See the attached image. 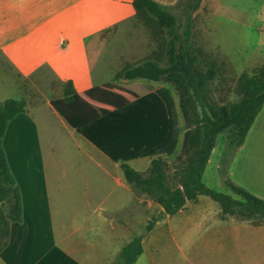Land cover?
<instances>
[{
    "label": "crops",
    "instance_id": "crops-1",
    "mask_svg": "<svg viewBox=\"0 0 264 264\" xmlns=\"http://www.w3.org/2000/svg\"><path fill=\"white\" fill-rule=\"evenodd\" d=\"M156 1L173 6L178 0ZM119 36L126 46L114 48L113 43L118 41ZM128 38L130 40L127 41ZM131 47L133 51H130ZM151 53L146 55V28L136 18L133 0H0V102L6 99H25L28 104V111L20 113L9 123L3 143L9 166L22 195L23 216L21 222L10 225L8 243L0 252V264H115L121 249L136 236L127 230H122L128 234L129 239L121 246V249H116L113 255L107 246L103 248L101 244L104 233L102 200L99 202L101 212L98 215L94 213L95 218L98 217V226L93 224L87 227L86 221L89 219L83 223H77L76 214L63 213L59 216L54 214L51 208L54 202L48 185L45 183L44 188L39 191L35 184L25 178L26 170L21 164V158H16L17 155L7 149L5 139L11 127L18 130L22 126L29 125L34 135L33 140L38 142L39 125L43 124L39 120L42 119L40 110L43 107H48L53 115L57 114L55 118L60 121V124L69 125L76 132L70 125L68 117L64 114L62 116L52 105L53 100L62 97L64 84L72 82L76 91V104L72 107H77L78 98L82 96L83 101L86 102V95L92 94L94 88L128 81H113V77L124 66L139 64ZM105 76H111L112 82L104 81ZM139 80L145 79L135 81ZM150 82H161L170 86L161 85L154 88L149 82L141 81L143 89L148 90L147 93L161 87H168L172 90L178 105L174 87L171 84L164 81ZM56 88L60 95L54 98L52 96ZM13 91L20 92L23 97H12L10 94ZM120 95L127 99L126 95ZM98 114L93 112L89 116L96 119ZM257 123L258 126H255ZM253 126L257 127V130L264 127V107L256 117ZM240 147L232 156L230 164L235 162L236 156L242 151ZM256 147L258 148L252 151V154L261 162L264 150L259 143ZM215 149L214 147L211 155ZM223 150H220L219 159L215 162L217 171L223 165ZM36 153L40 156L42 152ZM241 153L244 158L249 156L246 150ZM145 159L151 162L150 159ZM210 162L211 156L208 163ZM259 168L262 169L261 166L257 167ZM41 170L45 175V167ZM115 180L118 184L117 176ZM125 183L127 186L122 185L124 190L131 188L126 181ZM89 201L84 198L82 203L88 205ZM201 204L203 199L198 198L196 203H187L173 216L163 214V209L159 206L161 215L156 222L157 225L151 229L149 237H143V252L134 264H137L141 258L147 262L155 261L156 255L164 250L167 238L175 236L172 230L174 219L179 215H191L199 209L197 207ZM114 215L117 221V237L123 238V234H119L118 229L120 227L118 212H114ZM92 216L90 215V219ZM220 216L219 207V211L211 219L213 223L207 228V235L217 232L221 237L228 238L227 244L204 245L205 256L203 257L198 254L200 248L197 242L189 244L187 241L182 244L177 237L174 238L178 250L182 253H184L182 249L187 251L183 254L187 264L213 262V259L209 258L210 252L214 247L219 249L220 254L224 252L225 248L229 247L233 233L240 239L241 245H239L242 250L261 249L262 254L264 253V224L256 225L253 222L238 221L234 218L222 220ZM163 222L166 223L163 224ZM201 225L202 223L198 222L195 228ZM111 229L113 231L115 225L111 224ZM91 235L98 237V245L95 242L96 239L94 243L89 240ZM38 251L40 254L37 255L36 260L32 257V261H27L31 260V257L29 258L31 252Z\"/></svg>",
    "mask_w": 264,
    "mask_h": 264
},
{
    "label": "trees",
    "instance_id": "trees-1",
    "mask_svg": "<svg viewBox=\"0 0 264 264\" xmlns=\"http://www.w3.org/2000/svg\"><path fill=\"white\" fill-rule=\"evenodd\" d=\"M201 3L202 0H178L168 6L156 0H133L136 18L149 32L156 48L142 62L124 66L113 77V81L167 82L178 95V105L168 87L129 101L116 94L112 84H107L94 88L92 94L115 103L117 108L93 119L82 108L72 107L76 104V91L70 81L64 84L62 97L53 100L52 105L65 116L72 107L66 116L70 125L113 163L119 164L127 184L150 196L162 207L163 214L173 216L203 195L219 205L222 220L234 218L264 224L263 199L229 180H226L227 186L240 200L203 182L218 136L229 132L227 140L232 154L243 145L264 107V64L252 74L239 76L237 100L206 106L208 86L218 78L220 68L194 39V14ZM194 100L199 103L202 115L191 126ZM27 111L25 99L0 102V252L8 243L11 223L21 222L23 216L22 195L3 143L9 123ZM180 113L185 130L180 125ZM184 157H188L184 174L171 169L170 159L183 163ZM145 158L151 160L145 173L129 164ZM157 220V217L149 220L147 232ZM143 237L134 236L121 249L115 264H134L143 252Z\"/></svg>",
    "mask_w": 264,
    "mask_h": 264
},
{
    "label": "rangeland",
    "instance_id": "rangeland-1",
    "mask_svg": "<svg viewBox=\"0 0 264 264\" xmlns=\"http://www.w3.org/2000/svg\"><path fill=\"white\" fill-rule=\"evenodd\" d=\"M194 16L195 41L209 59L214 60L220 68L218 78L208 86L206 106L210 104L223 105L235 101L238 98L236 85L239 76L242 73L252 74L256 68L264 64V0H203ZM120 39L119 36L118 41H114V48L126 46ZM155 48L156 44L146 30V55L154 51ZM130 51H133L132 47ZM104 81L112 82L111 76H105ZM141 81L149 82L154 88L161 85L170 86L148 80L120 81L113 85V91L116 94L126 95L127 100L133 99L134 96L142 95L148 91L143 89ZM174 94L178 100L175 89ZM10 95L16 98L23 97V94L18 91H13ZM59 95L60 92L56 88L52 97L57 98ZM85 98L87 103L80 96L77 106L80 109L84 107L82 109L88 114L98 112L97 117L117 108L115 103H110L93 94H88ZM71 109L72 107L65 112L66 116ZM33 113L35 114V110ZM201 115V107L194 100L191 110V126L201 118ZM56 116L57 114L53 115L48 107H43L40 110L42 119L39 120L43 124L39 125L40 139L38 142L33 140L34 135L29 125L22 126L18 130L11 127L8 131L5 145L9 151L17 155L16 158H21V164L26 170L25 178L35 184L39 191L44 188L45 183L48 185L50 196L54 202L51 206L54 214L58 216L63 213L76 214L78 216L77 223H83L89 219L86 221L87 227L93 224L98 226V217L95 218L94 213L98 215L101 212L99 202L102 200L104 233L101 244H103V248L107 246L111 254L121 249V246L129 239L128 234L122 230H127L132 235L149 237L151 230L147 232L146 227L153 217L160 218L159 205L140 190L131 188L124 190L122 185H126V183L119 164L110 161L91 143L73 131L69 125L60 124V121L55 118ZM180 125L185 130V122L181 113ZM255 126H258V123ZM228 134L229 132H225L218 136L216 149L211 155V162L207 164L203 174V182L208 187L231 195L238 200L241 197L232 192L227 186L226 180L258 197L261 196L260 198L264 197V157L260 162L252 154V151L258 148L256 147L257 143L261 144V149L264 150V127L261 130L252 127L245 144L240 147L241 152L246 150L249 156L244 158L240 152L236 156L235 162H231L232 164H230L231 158L239 148L229 154ZM221 149H224L223 165L217 171L215 162L219 159ZM37 151L42 152L40 156L36 153ZM187 161L188 157H184L183 163L172 158L169 163L171 169L176 168L184 174L187 169ZM129 164L144 173L150 167V162L146 159H137ZM259 166L262 167L261 170L257 169ZM43 167L46 170L45 175L42 174L41 168ZM171 169L169 173H172ZM116 176L118 184L115 180ZM84 198L89 199L90 204L84 205L82 203ZM199 198L203 199V204L197 207L199 209L188 216H177L173 221L172 230H174V238L177 237L182 244L187 241L189 244L197 242L200 248L198 254L203 257L205 256L204 245H208V243L215 246L218 243L227 244L228 238L221 237L217 232L207 235V228L213 223L211 219L219 211V207L209 197L202 195ZM114 212H118L119 234H123V238L119 237L120 239L116 233L117 221L114 218ZM90 215H93L91 219ZM198 222L202 225L196 229L195 225ZM165 223L163 222V224ZM111 224L115 225L113 231ZM156 225L155 222L152 228L154 229ZM188 226L190 227L188 228ZM91 236L89 240L94 243L96 239L95 242L98 245V237ZM174 238L171 236L167 238L164 250L156 255L155 261L147 262L141 258L137 264H187L183 256L187 251L182 249L184 250L182 253L181 250H178ZM239 244L240 239L233 233L229 247L225 248L224 252L220 254L219 249L214 247L210 252L212 257L207 255L213 259V262L208 264H264V261H261L264 259L261 249L242 250L241 244ZM39 254L40 251L31 252L29 254L31 260L27 261H32V257L33 260H36Z\"/></svg>",
    "mask_w": 264,
    "mask_h": 264
}]
</instances>
